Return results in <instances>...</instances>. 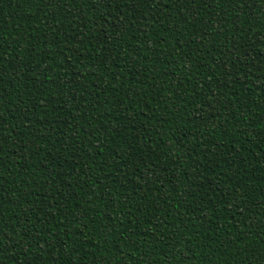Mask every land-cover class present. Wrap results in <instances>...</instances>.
<instances>
[{"label":"trees","instance_id":"1","mask_svg":"<svg viewBox=\"0 0 264 264\" xmlns=\"http://www.w3.org/2000/svg\"><path fill=\"white\" fill-rule=\"evenodd\" d=\"M0 264H264V0H0Z\"/></svg>","mask_w":264,"mask_h":264}]
</instances>
